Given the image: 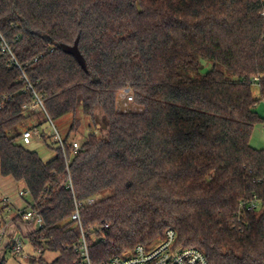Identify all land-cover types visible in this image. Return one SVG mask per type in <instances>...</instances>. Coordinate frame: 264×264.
Wrapping results in <instances>:
<instances>
[{
	"label": "trees",
	"instance_id": "obj_1",
	"mask_svg": "<svg viewBox=\"0 0 264 264\" xmlns=\"http://www.w3.org/2000/svg\"><path fill=\"white\" fill-rule=\"evenodd\" d=\"M1 37L21 69L0 47V173L43 219L20 231L30 264H86L83 237L103 264L169 229L210 264H264V0H0ZM77 41L86 70L63 50ZM36 95L52 122L73 116L67 159L19 143Z\"/></svg>",
	"mask_w": 264,
	"mask_h": 264
},
{
	"label": "built area",
	"instance_id": "obj_2",
	"mask_svg": "<svg viewBox=\"0 0 264 264\" xmlns=\"http://www.w3.org/2000/svg\"><path fill=\"white\" fill-rule=\"evenodd\" d=\"M0 47L4 54H9L11 56V62L17 65L20 69L21 66L17 61L16 57L13 55L10 47L6 41L1 37ZM24 79L27 80L25 73H23ZM258 82V79H255ZM28 89H32V86H28ZM125 102L124 111L127 112L135 104L133 93L127 89L120 93ZM39 108L52 123L49 118L46 109L44 107L43 101L39 96H35L32 104L25 109H31L33 111H38ZM55 141L59 144L62 149L65 158L67 159V144L66 141L61 137L57 129L55 128ZM33 133L31 131H25L21 140L24 145H30L32 143ZM73 147V152L76 154L81 146L78 142L71 144ZM20 198H28L29 192L23 187L19 193ZM97 200L92 198L87 200L86 205L92 206ZM1 207L2 212L0 213V240H9V245H11V250L16 254L28 259L26 255V241L21 235L16 234L12 231L14 227V220L20 217L25 222L32 223L35 227L39 228L43 225V219L32 209L28 210L17 209L15 210V204L9 197L2 199ZM255 202L251 203V207L255 208ZM83 204L77 205L76 212L73 215V220L78 221L81 224L80 208ZM15 211V214L13 212ZM14 216H13V215ZM11 234V235H10ZM84 257L86 264H92L89 256V248L87 241L83 237L81 247L76 249ZM41 251H38L34 256H39ZM103 264H210L205 254L196 248L183 247L178 243V234L174 229H169L166 231L165 235L155 244L146 246L140 245L133 252L117 256L110 261Z\"/></svg>",
	"mask_w": 264,
	"mask_h": 264
},
{
	"label": "rangeland",
	"instance_id": "obj_3",
	"mask_svg": "<svg viewBox=\"0 0 264 264\" xmlns=\"http://www.w3.org/2000/svg\"><path fill=\"white\" fill-rule=\"evenodd\" d=\"M208 71V67L205 69V72ZM253 93L255 98L260 99V89L257 84L253 87ZM118 102L121 108L125 107V102L123 101L122 96L118 95ZM134 110L140 109L137 105L132 107ZM256 112L264 119V100H260L259 104L256 107ZM34 116L30 117L25 123L20 125L15 132H21L23 130H30L33 133L32 143L30 145H24L22 140L20 139L19 143L23 145L29 151L37 153L43 161L49 162L56 158L57 152L56 148L59 147V144L55 141V128L61 135V137L66 140L70 133V128L73 122V116H67L58 122H50L45 114L39 108L36 111ZM102 121V120H101ZM102 122L99 123L96 131L102 128ZM96 132V133H97ZM91 133V130L88 128H83L78 134H71L69 137V143L73 144L74 142H78L80 146H82L87 136ZM42 137L46 138V141L43 140ZM251 146L256 150H264V123L258 124L253 133V137L251 140ZM22 184H16L12 182L10 179H6L1 176L0 173V202L3 198L9 197L13 203L15 204V210L22 209L28 210L29 202H31L30 198H20L19 193L22 190ZM1 207V203H0ZM2 210V209H1ZM0 210V212H2ZM15 214V211L13 212ZM12 214V215H13ZM14 216V215H13ZM14 227L12 231H15L16 234L22 235L21 232L28 233L30 232L31 226L24 221H17L15 218ZM21 231V232H20ZM11 235V234H10ZM9 241V240H8ZM6 240H0V258H5L7 264H30V260H32V256H34V250L32 246L27 243L26 247V255L28 259L16 254L11 249L7 250ZM57 255L52 253H47L45 255V259L48 262H52L56 259Z\"/></svg>",
	"mask_w": 264,
	"mask_h": 264
},
{
	"label": "water",
	"instance_id": "obj_4",
	"mask_svg": "<svg viewBox=\"0 0 264 264\" xmlns=\"http://www.w3.org/2000/svg\"><path fill=\"white\" fill-rule=\"evenodd\" d=\"M78 45H79V42L77 41L74 47H63V50L67 54H70V55L74 56L75 59L78 61V63L83 67V69L86 70L87 67H86V64H85V62H84V60L82 58V55H81V53L79 51ZM103 127L106 128L105 125Z\"/></svg>",
	"mask_w": 264,
	"mask_h": 264
},
{
	"label": "crops",
	"instance_id": "obj_5",
	"mask_svg": "<svg viewBox=\"0 0 264 264\" xmlns=\"http://www.w3.org/2000/svg\"><path fill=\"white\" fill-rule=\"evenodd\" d=\"M2 209V207H0V210ZM1 213V212H0ZM7 242H8V240H6ZM7 244H9V243H7Z\"/></svg>",
	"mask_w": 264,
	"mask_h": 264
}]
</instances>
